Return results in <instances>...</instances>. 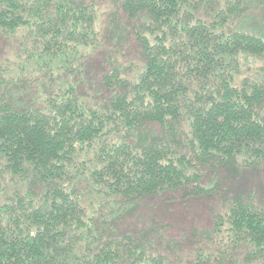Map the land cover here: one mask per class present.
I'll return each instance as SVG.
<instances>
[{
  "label": "trees",
  "instance_id": "1",
  "mask_svg": "<svg viewBox=\"0 0 264 264\" xmlns=\"http://www.w3.org/2000/svg\"><path fill=\"white\" fill-rule=\"evenodd\" d=\"M110 2L0 0L34 62L0 57V264H264L257 186L218 190L201 233L220 239L191 259L121 228L149 197L264 172V0Z\"/></svg>",
  "mask_w": 264,
  "mask_h": 264
},
{
  "label": "rangeland",
  "instance_id": "2",
  "mask_svg": "<svg viewBox=\"0 0 264 264\" xmlns=\"http://www.w3.org/2000/svg\"><path fill=\"white\" fill-rule=\"evenodd\" d=\"M108 3H111L110 0H102V10ZM24 55L25 52L18 48L16 39L0 38V57L7 58L11 62L15 73L18 71L15 66L19 63L26 65L27 70L32 68L34 62L25 60ZM96 59L101 62L100 57ZM93 69L98 71V75L101 72L97 61L93 63ZM226 177L224 179L228 180ZM229 186L233 191L249 190L256 186L258 189L264 190V172L246 171L239 173L237 177L226 181L225 185L219 187L212 195L194 197L185 190L187 196L182 189H177L149 197L133 213L123 218L121 228L123 230L125 228H136L152 222L160 232H164L166 238L161 240V244L167 245L169 243L173 245L175 241H180L181 257L191 259L200 251L207 252V250L211 251L216 247L213 239H220V236L213 235L211 237L206 233H201V230L209 228L213 224L215 216L221 211L222 198H220V192L227 193ZM11 187L10 184L8 189H11ZM232 264L238 263L232 262Z\"/></svg>",
  "mask_w": 264,
  "mask_h": 264
}]
</instances>
